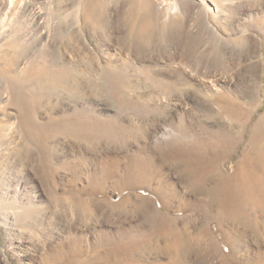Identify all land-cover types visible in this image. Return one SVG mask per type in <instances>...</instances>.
<instances>
[{
    "label": "bare ground",
    "instance_id": "6f19581e",
    "mask_svg": "<svg viewBox=\"0 0 264 264\" xmlns=\"http://www.w3.org/2000/svg\"><path fill=\"white\" fill-rule=\"evenodd\" d=\"M226 1L58 0L61 4L59 8L49 11L46 8L34 13L22 12L27 0H3L0 39L9 37L8 44L17 52L11 61L0 53V104L7 97L6 104L16 111L12 123L16 128L28 132L27 139H36L34 131L37 130L39 135L43 130L49 131L50 126H53V131L62 134L79 137L91 135L95 139L101 136L110 138L111 134L117 136L122 131L129 133L127 129L133 130L131 110L140 112L136 115L138 117L147 119L154 116L159 120L168 109V95L176 90L180 92L177 81L168 79L158 69L147 68L145 77L138 80V84H131L125 75L123 77V71L127 68L118 63L116 56L105 61L97 50L98 44L87 42L85 33L88 26L96 30L99 24L107 22L108 18L103 12H129L126 39H132L136 45L147 46L153 40L154 32L165 35L166 28H178L177 20L166 22L169 13L210 11L226 16L228 5L223 3ZM208 3L211 4L210 8ZM178 23L181 24L180 21ZM101 28L104 27L101 25ZM37 39L43 44V49H35ZM74 40L77 41L75 46L67 48ZM31 52L27 69L23 70L19 60ZM143 68L139 69V73L144 71ZM26 76H31L36 84L38 82V85L72 98L77 103L85 98L84 87L95 96L106 94L107 99L124 110L131 126L127 128L122 125L116 114L105 118L90 108L93 106H89L90 101L76 106L71 113L56 116L58 119L48 120L46 124L36 123L35 103L27 102L23 97ZM217 81H210L213 90L205 92L204 100H199L202 107L208 105L207 122L213 129L205 136L192 140L189 132L181 128L178 144L162 147L161 152L163 164L173 165L175 170L181 172L187 188L194 194L192 199L188 198L181 205L199 217L200 226L196 228L195 235L191 236L187 227L184 231L179 230L178 216L169 213L172 201L179 196L178 192L170 188L172 186L167 190L162 189L161 183L152 186L153 181L161 175L153 163L127 160L123 166H117L122 167L123 174L113 173L111 177H117V183L123 186H146L158 193L160 201L156 202L153 211L156 215L154 230L142 233L131 228L120 230L119 227L114 232L101 231L100 240L90 247L88 256H85L82 239H74L69 245V255L59 253L53 256L55 264H191L192 255L207 264H264V98L258 95L252 101L251 108H247L246 103L230 92L217 90L220 89ZM260 109L262 113L254 121ZM3 131L0 126V140L4 138ZM159 132L158 139L171 137L174 133L168 127ZM237 151L239 153L235 156ZM214 174L217 178L211 179ZM92 188L94 186H91V193L94 192ZM142 194L148 195L145 191ZM76 205L87 210L91 207L81 197L77 198ZM122 206L114 207L120 209ZM162 209H166L167 214L157 217ZM187 224L190 226L191 222ZM1 226L2 222L0 233L5 239L14 240L13 235ZM22 233L24 231L20 230ZM152 235L161 239L162 244ZM149 253L169 255V260L166 263L149 262L146 259Z\"/></svg>",
    "mask_w": 264,
    "mask_h": 264
},
{
    "label": "rangeland",
    "instance_id": "374dc122",
    "mask_svg": "<svg viewBox=\"0 0 264 264\" xmlns=\"http://www.w3.org/2000/svg\"><path fill=\"white\" fill-rule=\"evenodd\" d=\"M223 3L228 5L226 16L210 11L169 13L166 22L177 20L178 28H166L165 35L154 32L153 42L147 45L148 48L126 39L129 12H103L107 22L100 26L97 24L99 28L96 27V30L88 26L85 33L87 42L98 44L97 50L105 61L116 56L118 63L127 68L123 77L125 75L131 84H138L137 81L145 77L148 69H158L168 79L177 81L180 92L176 90L168 95V109L159 117L161 120L154 116L147 119L138 117L136 115L140 112L131 110L133 130L129 128V133L122 131L117 136L111 134L115 138L101 136L102 140L91 135L72 136L53 131V126H50L49 131L43 130L39 135L37 130L34 131L36 139H27L28 132L13 125L16 111L6 104L7 97L4 98L3 104H0V126L5 132L0 140V222L14 240L8 241L0 233V264H55L53 256L59 253L69 255V245L74 239H82L85 256H88L90 247L100 240L101 231L114 232L119 227L120 230L131 228L142 233L153 231L156 218L153 211L156 202L160 201L158 193L146 186H123L117 183V177H111L113 173L120 172L122 175V167L117 166L133 159L149 161L160 171L161 175L153 181V187L161 183L162 189L172 186L170 188L178 192L179 196L172 201L169 213L178 216L179 230L184 231L187 227L190 235H195L196 228L200 226L199 217L181 205L188 198L192 199L194 194L187 188L181 172L173 165L163 164L162 147L178 144L181 128L189 132L192 140L205 136L213 129L207 122L208 105L206 108L199 105L205 92L213 90L210 81H224L223 84L216 82L220 85L217 90L230 92L246 103L247 108H251L258 95L264 98V0H227ZM208 4L210 8L211 4ZM60 5L58 0H27L22 12L37 13L46 8H49L48 11L55 10ZM2 7L3 0H0V17ZM209 28L211 32L214 30V35L210 34ZM9 41L7 36L0 39V53L11 61L17 50L10 47ZM35 42V49H43L38 39ZM76 42L70 41L71 45L67 48L71 49ZM26 56L19 60L23 70L27 69L32 52ZM140 68L144 71L139 73ZM31 78L25 77L23 97L27 102L35 103L36 123L46 124L90 101L89 106L93 105L90 108L105 118L116 114L122 125L131 126L124 110L107 99L106 94L95 96L84 87L85 98L77 103L38 85V82L36 84V80ZM261 113L262 109L255 114L254 121ZM167 127L176 135L173 133L171 137L158 139L159 131ZM215 178L214 174L211 179ZM91 186H94L93 193L90 192ZM144 191L148 195L143 196ZM78 197L91 205L89 213L76 205ZM118 205L123 206L115 209ZM165 210H160L157 217H164L167 214ZM20 230L24 233L20 234ZM146 259L166 263L169 255L149 253ZM190 261L191 264H207L195 255Z\"/></svg>",
    "mask_w": 264,
    "mask_h": 264
}]
</instances>
